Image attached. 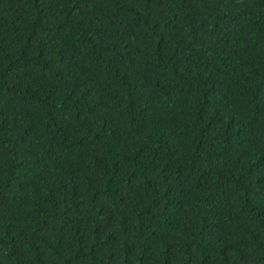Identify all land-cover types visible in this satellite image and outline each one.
I'll return each mask as SVG.
<instances>
[{
  "label": "trees",
  "instance_id": "trees-1",
  "mask_svg": "<svg viewBox=\"0 0 264 264\" xmlns=\"http://www.w3.org/2000/svg\"><path fill=\"white\" fill-rule=\"evenodd\" d=\"M0 264H264V0H0Z\"/></svg>",
  "mask_w": 264,
  "mask_h": 264
}]
</instances>
